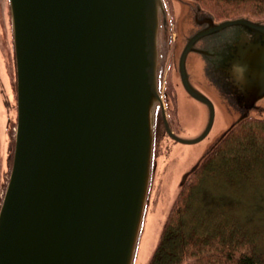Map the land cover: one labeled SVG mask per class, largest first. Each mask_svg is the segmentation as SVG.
Segmentation results:
<instances>
[{
	"label": "water",
	"instance_id": "1",
	"mask_svg": "<svg viewBox=\"0 0 264 264\" xmlns=\"http://www.w3.org/2000/svg\"><path fill=\"white\" fill-rule=\"evenodd\" d=\"M9 1L18 111L0 264H135L158 107L174 142L204 144L180 171L178 196L235 127L264 120V19L218 21L194 0H172L173 17L167 0ZM170 55L204 110L188 136L164 112Z\"/></svg>",
	"mask_w": 264,
	"mask_h": 264
},
{
	"label": "trees",
	"instance_id": "2",
	"mask_svg": "<svg viewBox=\"0 0 264 264\" xmlns=\"http://www.w3.org/2000/svg\"><path fill=\"white\" fill-rule=\"evenodd\" d=\"M196 1L218 19H264V0ZM208 259L264 264V120L238 125L190 177L149 264Z\"/></svg>",
	"mask_w": 264,
	"mask_h": 264
},
{
	"label": "flooded vegetation",
	"instance_id": "3",
	"mask_svg": "<svg viewBox=\"0 0 264 264\" xmlns=\"http://www.w3.org/2000/svg\"><path fill=\"white\" fill-rule=\"evenodd\" d=\"M178 83L180 84L179 88L181 92H183L181 87L182 84L180 81ZM196 87L200 89V87ZM179 88L173 84L166 86V89L164 90V108L172 129L181 135L183 133L181 126L179 123L175 122L178 97L176 90ZM182 95L185 100L189 99L192 101L193 106H198L202 109V107L196 101L189 98L185 93H182ZM203 111L204 110L202 109V111H199V113L202 115ZM16 116L17 80L11 9L9 0H0V126L5 134L4 141L6 144L1 153V148H3L4 144L0 139V173H3L2 178H0V208L4 196L7 176L12 165V150L14 148V139L12 133L14 128L13 126L16 122ZM169 140L171 139L167 134L163 111L162 109H158L156 115L153 160V168L155 170L154 174L159 170V168H161L160 162L162 161V158H164L171 150L170 144L168 143Z\"/></svg>",
	"mask_w": 264,
	"mask_h": 264
},
{
	"label": "rangeland",
	"instance_id": "4",
	"mask_svg": "<svg viewBox=\"0 0 264 264\" xmlns=\"http://www.w3.org/2000/svg\"><path fill=\"white\" fill-rule=\"evenodd\" d=\"M176 5L180 9V4L176 3ZM178 82L179 79L176 75V78L173 79L172 83L179 88L180 84ZM199 111H202V109L198 106H193V102L189 99L185 100V98H181V96L177 97V117L175 115L174 116L176 119L175 122L179 123L178 121L180 120L185 128L182 135L188 136L195 129V127L198 128L202 125V121L200 123L198 122L200 118ZM222 126V119L218 115L211 135H214ZM168 143L170 144L171 150L164 158H162V161L160 162L161 168H159L156 175L158 178L154 181L149 196L145 221L140 236L136 264H147L153 255L157 247L166 217L173 202L176 199L179 190L175 184L178 181L179 173L181 170L185 169L189 166V164L195 161L197 155L200 154L204 148V144L185 147L177 145L171 140H169ZM3 144L4 146L1 148V153L2 149H4L6 145L4 140ZM0 174V178H2L3 173ZM205 264L217 263H214L212 260L208 259Z\"/></svg>",
	"mask_w": 264,
	"mask_h": 264
},
{
	"label": "clouds",
	"instance_id": "5",
	"mask_svg": "<svg viewBox=\"0 0 264 264\" xmlns=\"http://www.w3.org/2000/svg\"><path fill=\"white\" fill-rule=\"evenodd\" d=\"M240 68H241V75L236 77L235 84L237 87H240V89L243 90L242 85L245 83L246 68L244 66H240Z\"/></svg>",
	"mask_w": 264,
	"mask_h": 264
}]
</instances>
